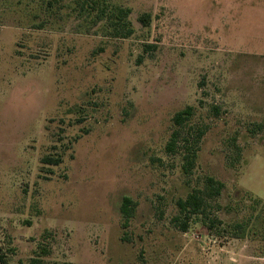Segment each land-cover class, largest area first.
Here are the masks:
<instances>
[{
	"label": "rangeland",
	"instance_id": "374dc122",
	"mask_svg": "<svg viewBox=\"0 0 264 264\" xmlns=\"http://www.w3.org/2000/svg\"><path fill=\"white\" fill-rule=\"evenodd\" d=\"M44 2L0 0L1 264H264V224L231 228L264 202V0H109L131 11L126 39ZM207 177L224 224L184 232L177 201Z\"/></svg>",
	"mask_w": 264,
	"mask_h": 264
},
{
	"label": "trees",
	"instance_id": "16d2710c",
	"mask_svg": "<svg viewBox=\"0 0 264 264\" xmlns=\"http://www.w3.org/2000/svg\"><path fill=\"white\" fill-rule=\"evenodd\" d=\"M45 10L50 16H60L63 9L72 7L75 4V11L81 14L86 21H92L94 26L103 24L104 30L114 38H130L135 33L132 22L130 20L131 11L128 8L117 6L109 2V0H45ZM67 4V5H66ZM62 18V15L59 17ZM150 15L144 14L139 20L147 25ZM194 115V108L187 107L174 116V124L176 129L173 131L170 141L167 144L166 150L168 153H175L181 143L185 146V142L189 141V134L183 130V127L191 120ZM205 130H201L196 140L193 141L190 147H186L184 171L190 174L195 167L198 157V145L202 139ZM45 165H59L60 158L45 157L42 160ZM225 185L223 182L216 180L213 177H207L204 187L194 189L186 198H181L177 201L179 216L175 218V222L179 228L186 232L189 229L190 222L196 218H201L209 230L213 231L219 225L224 224V221L214 216L215 207H219L217 200L221 197ZM254 200L255 212L247 221L234 223L231 227L235 232V237L243 238L252 224H264V202L260 199ZM134 202L131 198H125L122 206V214L126 220V224L133 216ZM253 225V226H254ZM230 226V225H229ZM264 231V227H262ZM257 230V229H256ZM259 233V231H255ZM5 262V256L0 254V264ZM41 261H35V264H40Z\"/></svg>",
	"mask_w": 264,
	"mask_h": 264
}]
</instances>
